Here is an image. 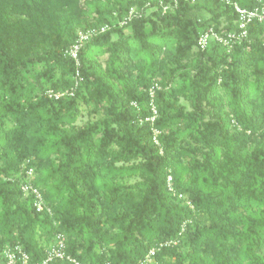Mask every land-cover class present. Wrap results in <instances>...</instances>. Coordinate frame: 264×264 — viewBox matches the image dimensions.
Returning a JSON list of instances; mask_svg holds the SVG:
<instances>
[{
	"label": "trees",
	"instance_id": "16d2710c",
	"mask_svg": "<svg viewBox=\"0 0 264 264\" xmlns=\"http://www.w3.org/2000/svg\"><path fill=\"white\" fill-rule=\"evenodd\" d=\"M159 1L0 0V262L42 260L60 233L85 264L153 249L158 264H264V21L200 49L255 0ZM103 25L77 67L79 31ZM85 109L97 118L77 125ZM28 166L51 212L24 193Z\"/></svg>",
	"mask_w": 264,
	"mask_h": 264
},
{
	"label": "built area",
	"instance_id": "2783aa9c",
	"mask_svg": "<svg viewBox=\"0 0 264 264\" xmlns=\"http://www.w3.org/2000/svg\"><path fill=\"white\" fill-rule=\"evenodd\" d=\"M191 1V0H189ZM194 1V0H192ZM229 2V0H223ZM256 5L251 8L241 6L238 3H235V10L238 14V25L239 30L236 31H229L225 34L218 33L214 30L213 27L201 32L198 38V47L200 49H205L209 46L212 40L219 42L220 44L229 48H233L234 43L237 40L246 38L248 35V28L252 22H263L264 21V0H255ZM159 5L163 10V13L174 9L178 5V0H160ZM140 11L135 8L130 9L128 16L120 22V25L126 24L133 18L135 15H139ZM110 26L103 25L97 28H90L88 30H80L78 33L77 40L73 46L67 51L69 56L75 61L77 67L80 66L79 60V51L83 43L89 40L92 36L104 32ZM78 74V73H77ZM77 85V84H76ZM156 88H159V85L155 83L151 89L150 94L153 97L155 95ZM64 94H73L71 90H66L61 93H53L50 92V95H54L56 98L63 96ZM153 109V116L147 119L154 121L155 117L157 116V110L155 107ZM155 133H159L158 130H155ZM156 139V138H155ZM157 141V140H156ZM158 143V141H157ZM27 180L22 184V189L26 195H31L33 197V204L37 211H47L51 212V208L47 205L44 195L42 191L36 187L33 183L35 178V170L33 167L28 166L27 170ZM171 177L168 178V183L170 184ZM163 245V243L161 244ZM19 253L15 250L6 251L4 256L2 257L0 264H49V262L56 258L67 259L74 264H85L78 260L77 258L71 256L66 251V238L62 234H57L56 238L49 248L46 257L42 260L37 262H30L29 257L26 253L21 251L18 248ZM155 254V249L151 250V252L147 255L146 259L143 261V264H158V262H154L153 255Z\"/></svg>",
	"mask_w": 264,
	"mask_h": 264
},
{
	"label": "rangeland",
	"instance_id": "374dc122",
	"mask_svg": "<svg viewBox=\"0 0 264 264\" xmlns=\"http://www.w3.org/2000/svg\"><path fill=\"white\" fill-rule=\"evenodd\" d=\"M170 44L173 45L174 44V40L171 39L170 40ZM106 57H107L106 55L101 56L100 57L101 61L104 62ZM181 102L183 104H185L187 107H189V102H187L186 100L181 99ZM95 118H97V114L89 112L87 109H85L83 111V114L77 120V125H83L88 120H94Z\"/></svg>",
	"mask_w": 264,
	"mask_h": 264
}]
</instances>
